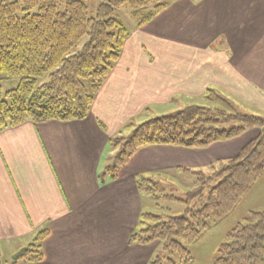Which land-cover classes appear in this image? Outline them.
I'll use <instances>...</instances> for the list:
<instances>
[{"label": "crops", "instance_id": "crops-1", "mask_svg": "<svg viewBox=\"0 0 264 264\" xmlns=\"http://www.w3.org/2000/svg\"><path fill=\"white\" fill-rule=\"evenodd\" d=\"M220 38L221 54L211 50ZM212 73L223 90L263 105L264 0L173 1L130 32L84 120L1 130L0 264L43 231L36 264H146L154 248L127 244L145 179L234 159L259 132L206 149L144 147L102 181L113 161L108 140L163 105L200 96Z\"/></svg>", "mask_w": 264, "mask_h": 264}, {"label": "trees", "instance_id": "trees-1", "mask_svg": "<svg viewBox=\"0 0 264 264\" xmlns=\"http://www.w3.org/2000/svg\"><path fill=\"white\" fill-rule=\"evenodd\" d=\"M86 1L64 0L61 5L57 0H23V6L20 0L0 1V82L8 77L19 78L16 87L7 91L4 98L0 97V131L26 122L84 120L129 35V27L116 17V12L127 8L132 20L140 14L135 23L139 28L152 22L176 0H98L93 17L88 13ZM150 4L152 9L145 15L144 10ZM34 8L36 12L30 14ZM46 76L48 82L37 85ZM204 100L208 107L190 106L175 116L140 124L127 144V151L116 156L111 173L106 172L100 178L103 181L108 176L114 180L117 172L144 147L206 149L253 128L259 130L258 137L236 158L215 164L223 177L218 184L209 187L196 174L199 176L196 186L185 194V201H180L185 205L182 216L140 215L128 244L145 246L159 241L161 251L166 254L147 264H188L186 247L206 230L208 221L218 222L230 214L264 173L263 119L233 112L232 122L240 127L219 129L216 123L226 122L220 121L223 115L217 108L232 113L230 105L212 92H207ZM215 116L217 122L213 121ZM145 180L149 183L151 179ZM154 185L159 187L157 191H163L159 182ZM46 236L47 231H43L35 237L36 248L23 261L29 264L42 261L41 244ZM216 264H264V211L250 212L243 223L227 234L219 247Z\"/></svg>", "mask_w": 264, "mask_h": 264}, {"label": "rangeland", "instance_id": "rangeland-1", "mask_svg": "<svg viewBox=\"0 0 264 264\" xmlns=\"http://www.w3.org/2000/svg\"><path fill=\"white\" fill-rule=\"evenodd\" d=\"M0 1L18 2L19 0H0ZM22 1L23 0H20L19 3L21 6H23ZM165 1H169V0H165ZM57 2H59V4L62 5L64 0H57ZM86 6L88 8V13L90 14V16L93 17L95 14V9L98 6V0H87ZM152 6L153 4H150L148 5L147 9L144 10L145 15L150 13ZM35 12L36 9L34 8L29 13L34 14ZM130 14H131L130 10H128L127 8H122L116 12V17L129 27V34L133 30L138 29L135 23H137L140 18V14H139L136 18L134 17L135 20H132L130 19L131 16ZM84 41L85 39L79 44L80 48L84 44ZM223 41L224 40L222 38L217 39L214 42V46L211 50L219 54L226 52L227 49L223 47ZM210 77L213 78L214 81H212V79L210 78L211 79L210 88L205 89L200 96L193 97V99L187 103H178V104L170 103L167 105H163L161 109L158 110V112L156 111L146 114L144 118H148L147 120L143 119L144 121H142L138 125H135L136 123L133 124V122H131L122 129H120L118 132H116L113 136H111L108 140L107 146H108V152L112 153L111 157L113 158V161L108 167L104 169V173L106 172L107 174L111 173L112 171L111 168L115 161L116 156L118 157V155H120L122 152L127 151V147H128L127 144L130 142L133 132L139 127L140 124L145 123L152 119L175 116L177 113L183 111L185 108L190 106L196 105V106L208 107L207 102L204 100L207 92H212L214 95H216L217 98L227 102L232 110V113H229L228 111L226 112V110L223 111L222 110L224 109L223 107L218 106L219 108H217V111L218 112L220 111L221 115H223L221 116L222 118L220 121L223 120L222 122H226V123L224 124L216 123L217 128L228 130L231 127L234 128L240 127L239 124H235L234 122H232L233 121L232 117H234L233 112L238 115L239 114L245 115V117L248 118H252L251 117L252 115L258 118L260 117L263 119V123H264V108H262L264 107V102L263 105H261L260 103H257L255 100H249L251 98L247 94H242L237 96L232 95L231 93L223 90L220 86L217 85V83H219L220 81L217 80V75L215 73H212ZM5 79L7 80L0 82L1 98H4L6 92L15 88L19 82V78H15V77H11V78L8 77ZM47 82H48V78L46 76L43 80L39 81L37 85L40 86ZM102 85L100 86V88L102 87ZM99 89L96 91L95 95L97 94ZM157 109L158 108L154 110ZM217 119L218 118H216L215 116L213 121L217 122L218 121ZM251 130H256L259 132L257 128H253ZM212 166L214 165L209 166L205 170H199V171L189 170L188 172H185L183 170V171H178V173H174V174L162 173L160 177H158L159 175H155L146 178L147 180L148 179L151 180H149L150 181L149 183L148 182L142 183L141 197H142L143 211H141V214H145V215L152 214L157 217L159 216L161 218H165L168 216L170 217L182 216L185 209V205L182 202L185 201V194L191 191L196 186V179L199 177L196 174L201 175V177H203V180L206 182V184L209 185V187L215 186L223 178L222 174L220 176L218 174L219 172L218 166L215 165L213 169ZM157 182H159L160 187L163 190L162 192L157 191L159 187L154 185V183L157 184ZM150 187L152 188V191L148 190ZM170 196L174 197L176 200H171L169 198ZM192 202H190V204ZM262 211H264V173L260 177V179L249 188V190L241 198V200L238 202V204L235 206V208L230 214H228L218 222L208 221L206 230L199 236V238L196 241H194L191 245L186 247L188 249L189 259H190L188 264H216L219 247L226 241L227 234L238 223L239 224L243 223V220L248 217V214L250 212L258 213ZM140 215L138 217V221ZM138 221L136 223L135 228L137 227ZM136 246H143V245H136ZM145 246H151L152 248H154L153 254L148 259L147 263L151 259H154V257L157 258L166 257V254L161 251L162 246L159 243V241H152L151 243ZM34 248H36V244H34L33 242L23 246L18 252H16L14 256V261L11 264H18L21 261H23L24 258L30 256L32 250L34 251ZM170 258L174 259L175 261L177 260V257L174 255H170Z\"/></svg>", "mask_w": 264, "mask_h": 264}]
</instances>
